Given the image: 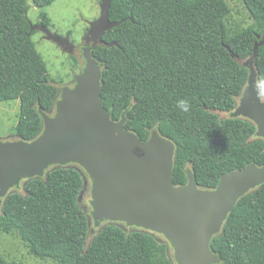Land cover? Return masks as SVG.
Returning <instances> with one entry per match:
<instances>
[{
    "label": "trees",
    "instance_id": "obj_1",
    "mask_svg": "<svg viewBox=\"0 0 264 264\" xmlns=\"http://www.w3.org/2000/svg\"><path fill=\"white\" fill-rule=\"evenodd\" d=\"M55 0H32L43 8ZM254 22L228 25L227 0H112L109 17L117 21L92 56L102 67L101 97L111 119L140 140L152 130L174 146L172 178L188 183V171L201 188H215L223 173L264 164V139L243 117L231 112L247 85L257 35L264 34V0H242ZM26 0H0V101L19 100L15 136L35 138L42 111L54 105L58 87L36 50ZM41 22L50 26L42 12ZM227 46L234 55V58ZM257 78L264 76V45L257 48ZM191 108L181 112L177 102ZM83 171V170H82ZM79 168L52 165L45 175L24 180L0 205V231L17 234L30 253L55 264H176L169 242L136 227L104 225L86 246L88 218L79 206L84 175ZM215 264H264V182L249 190L210 242ZM0 264H18L0 254Z\"/></svg>",
    "mask_w": 264,
    "mask_h": 264
},
{
    "label": "water",
    "instance_id": "obj_2",
    "mask_svg": "<svg viewBox=\"0 0 264 264\" xmlns=\"http://www.w3.org/2000/svg\"><path fill=\"white\" fill-rule=\"evenodd\" d=\"M111 1L100 0L99 16L89 22L85 39L92 38L94 45L114 44L102 39L107 29L119 24L110 20ZM34 28L63 51L74 52L68 36L60 37L44 24L31 30ZM256 37L253 55L243 61L249 69L248 82L230 116L254 122L256 136L264 139V94H254L252 87L257 79L254 59L257 48L264 45V34ZM91 50L92 46L82 48L83 69L74 75L72 87H62L53 107L42 111L43 128L35 138L0 140V205L22 180L41 177L52 165L75 163L92 179L90 204L95 225L124 222L160 233L172 246L176 264L219 262L210 248L211 239L220 232L238 199L264 182V164L251 163L225 172L212 189L199 187L190 170L188 183L175 185L173 142L156 129L149 139L140 140L124 128V116L111 119L101 97L102 67Z\"/></svg>",
    "mask_w": 264,
    "mask_h": 264
},
{
    "label": "rangeland",
    "instance_id": "obj_3",
    "mask_svg": "<svg viewBox=\"0 0 264 264\" xmlns=\"http://www.w3.org/2000/svg\"><path fill=\"white\" fill-rule=\"evenodd\" d=\"M26 1L28 4L27 17L32 27L41 22V13L44 12L50 19V26H48L50 31L60 37L68 36L70 42L74 45V52L70 54L63 51L61 46L56 42L45 38L43 32L40 30H37L31 35V40L45 61L53 83L58 88L71 85L73 83V76L79 73L85 65V60L82 56V46H84L89 22L99 16L100 0H55L52 4L43 8L36 7L32 0ZM227 2L231 9L227 22L229 26L243 28L254 22L242 0H227ZM18 111V99L0 101V140L11 141L17 139L14 127L17 123ZM216 113L220 118H226L230 115V112L227 111L216 110ZM71 165L79 168L81 171L83 170L85 184L79 197V206L87 217L90 218L89 225L92 228L94 227V222L91 218L92 207L90 204L92 197V179L80 165L75 163ZM23 186L24 180L20 182L19 186L13 187L12 190L23 192ZM108 223H115L126 231L136 228L135 226H127L124 222L104 221L95 231L97 232ZM96 232H88L85 242L86 246L96 235ZM156 236L160 240L168 242L162 234L156 233ZM168 247L169 253L174 256L172 246L168 244ZM0 254L7 260L14 261L18 264H55L53 260L42 259L30 253L28 247L17 234H7L1 231Z\"/></svg>",
    "mask_w": 264,
    "mask_h": 264
},
{
    "label": "clouds",
    "instance_id": "obj_4",
    "mask_svg": "<svg viewBox=\"0 0 264 264\" xmlns=\"http://www.w3.org/2000/svg\"><path fill=\"white\" fill-rule=\"evenodd\" d=\"M254 94H264V76H261L252 82ZM177 107L181 112L187 113L190 111L191 105L187 99H181L177 102Z\"/></svg>",
    "mask_w": 264,
    "mask_h": 264
},
{
    "label": "flooded vegetation",
    "instance_id": "obj_5",
    "mask_svg": "<svg viewBox=\"0 0 264 264\" xmlns=\"http://www.w3.org/2000/svg\"><path fill=\"white\" fill-rule=\"evenodd\" d=\"M43 23L42 22H40L39 24H37L36 26H40V25H42ZM37 30V29H36ZM45 37V36H44ZM98 44H96V45H94V40L92 39V38H89L88 40H84V46H92V48L93 47H95V46H97ZM84 46H82V48L84 47ZM84 67V66H83ZM83 67H82V69H83ZM81 69V70H82ZM80 70V71H81ZM79 71V72H80ZM75 84V80H74V76H73V83L71 84V85H68L69 87H72L73 85ZM66 86V85H65ZM62 87H64V86H62ZM62 87L61 88H58V95H57V99H59L60 97H61V89H62ZM52 114H53V112H52ZM104 221H102V222H100L99 223V225H96L95 226V224H94V227H92V228H90V225H88V232H91V233H94V232H96L95 231V229L96 228H99L100 226H101V224L103 223ZM100 230V229H99ZM98 230V231H99ZM97 231V232H98ZM97 232H96V234H97Z\"/></svg>",
    "mask_w": 264,
    "mask_h": 264
}]
</instances>
